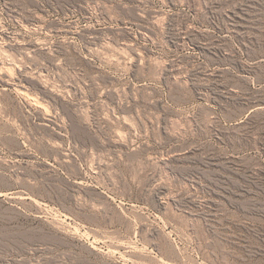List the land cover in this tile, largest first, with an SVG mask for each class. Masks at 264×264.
Instances as JSON below:
<instances>
[{"label":"rangeland","instance_id":"rangeland-1","mask_svg":"<svg viewBox=\"0 0 264 264\" xmlns=\"http://www.w3.org/2000/svg\"><path fill=\"white\" fill-rule=\"evenodd\" d=\"M0 264H264V0H0Z\"/></svg>","mask_w":264,"mask_h":264},{"label":"bare ground","instance_id":"bare-ground-1","mask_svg":"<svg viewBox=\"0 0 264 264\" xmlns=\"http://www.w3.org/2000/svg\"><path fill=\"white\" fill-rule=\"evenodd\" d=\"M27 97H28V96H27ZM119 207H120V206H119ZM99 208H100V207H99ZM101 208H102V207H101ZM124 208L127 209V207H124ZM105 209H106V208H105ZM105 209H104V212L107 210V209H106V210H105ZM121 209H122V207H121ZM125 209H124V210H125ZM102 210H103V209H102ZM108 210H109V209H108ZM108 210H107V211H108ZM122 210H123V209H122ZM127 210H128V209H127ZM107 211H106V212H107ZM115 211H116V210H115ZM115 211H114V213H117V212H115ZM102 212H103V211H102ZM104 212H103V213H104ZM110 213H111V211H110ZM114 213H113V215H114ZM118 213H119V211H118ZM118 213L115 214L116 217H117V219H119V217H118L117 215H120V213H119V214H118ZM122 214H123V211H122ZM120 216H122V215H120ZM129 218H130V217H129ZM113 219H114V218H113ZM122 223H123V222H122ZM130 224H131V223H130Z\"/></svg>","mask_w":264,"mask_h":264}]
</instances>
